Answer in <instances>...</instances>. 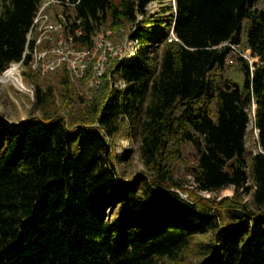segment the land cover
<instances>
[{
  "label": "trees",
  "instance_id": "trees-1",
  "mask_svg": "<svg viewBox=\"0 0 264 264\" xmlns=\"http://www.w3.org/2000/svg\"><path fill=\"white\" fill-rule=\"evenodd\" d=\"M41 1L0 0V72L22 58ZM151 1L48 6L51 20L61 13L65 33L79 45L89 46L100 26L124 21L134 24L129 37L137 46L129 59L112 61L80 110L61 114L53 88L41 86L34 72L38 115L9 122L0 113V264H160L192 247L196 264H264V4L173 0L156 29L146 19ZM242 34L259 62L249 71L239 55L242 80L217 82L212 72ZM108 76L124 87H111ZM252 103L259 150L247 158ZM125 128L122 139L137 140L145 168L136 177L118 170L130 150L112 149ZM181 142L195 150L189 167L195 190L230 187L232 198L181 197L192 194L170 159Z\"/></svg>",
  "mask_w": 264,
  "mask_h": 264
},
{
  "label": "rangeland",
  "instance_id": "rangeland-1",
  "mask_svg": "<svg viewBox=\"0 0 264 264\" xmlns=\"http://www.w3.org/2000/svg\"><path fill=\"white\" fill-rule=\"evenodd\" d=\"M112 1L117 2V0ZM263 4L264 0H260L258 7L263 6ZM145 9L147 11L146 19H152L148 24L149 27L158 29V20L167 19L168 15L172 12L173 0H153L145 6ZM139 19H141L140 16ZM161 27L165 29L166 25L162 23ZM99 29L104 33L105 41L112 44L113 49H117L118 55L105 49L106 61L104 64V71L100 83L97 86H88L86 76H81L79 78L72 77L65 69H57L52 74L46 73L40 75L41 77H39V79L37 78V82L41 86L46 87L50 85L53 88L57 105L63 106L60 111L61 114L67 113L70 109L80 110L83 108L84 101L89 99L94 94L97 87L102 84V79L114 59L125 60L134 55L133 51L137 45L136 42L129 37V34L135 29L134 24L123 21L117 28H111L107 23L104 26H100ZM241 39L242 41L240 44L235 45L232 51L226 56L224 66L212 72L217 82H221L224 79H233L239 82L242 80V73L240 70L241 62L237 59L239 55L247 62L249 71L259 62V58L252 56L250 54L251 51L245 48L243 34L241 35ZM24 71L28 73L26 76H24L20 67H17V64L10 63L4 71L0 72V113L9 122H20L26 120L30 116L38 115L32 108L34 89L30 76L34 72L27 68H24ZM64 75H66V83L62 81V76ZM108 77V82L111 87L118 89L124 87V83L121 80L118 79L113 81L111 76ZM253 112L254 103L251 104L250 121L246 127L245 146L247 158L251 157L259 150L256 140L257 131L254 128ZM128 133L127 128H125L124 131L116 134L112 138V149L115 153L121 155L126 150H130L124 159L118 163V170L124 178L136 177L145 171L136 151L137 140L122 139L124 135H129ZM173 150L179 154V158H173L175 154ZM171 154L172 157L170 159L172 160L174 175L182 181L188 192L192 193L191 195L185 192L180 193L182 198L189 201L191 198L201 197L210 201L215 200L216 202L232 198L233 191L230 187L217 192L195 190L189 174V167L195 163V150L191 144L183 142L176 143L172 145ZM245 202L248 203L249 200L248 196L244 195L242 203ZM195 239L206 241L208 240V236L196 237ZM197 258L192 247L179 259L175 261L162 260L160 264H196Z\"/></svg>",
  "mask_w": 264,
  "mask_h": 264
},
{
  "label": "built area",
  "instance_id": "built-area-1",
  "mask_svg": "<svg viewBox=\"0 0 264 264\" xmlns=\"http://www.w3.org/2000/svg\"><path fill=\"white\" fill-rule=\"evenodd\" d=\"M54 2H40L26 33L22 58L12 63L17 64L20 70L27 68L39 75L65 69L72 77L86 76L88 86H97L104 71L105 49L118 55L117 49L105 41L104 33L99 28L92 35L89 46L77 44L71 33H65L68 24L61 13L51 20L47 8ZM79 33V30H74V35ZM25 56L28 59L24 64Z\"/></svg>",
  "mask_w": 264,
  "mask_h": 264
}]
</instances>
